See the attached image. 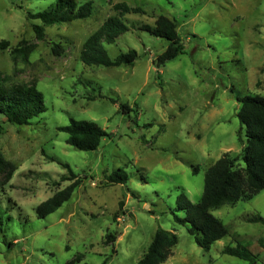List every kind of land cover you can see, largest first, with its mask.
<instances>
[{"label":"rangeland","instance_id":"obj_1","mask_svg":"<svg viewBox=\"0 0 264 264\" xmlns=\"http://www.w3.org/2000/svg\"><path fill=\"white\" fill-rule=\"evenodd\" d=\"M74 1L89 2L91 15L43 26L40 38L33 26L41 22L27 14L57 0H0V86L33 85L45 106L26 126L0 117V158L13 166L0 172V264H136L158 229L177 237L162 264H250L222 254L237 242L256 256L252 264H264V224L249 221L264 218V191L211 212L228 235L208 251L173 220L184 217L179 196L196 204L206 170L223 154L239 159L246 143L237 98L264 97V0ZM117 4L140 12L121 15ZM160 15L175 21L182 53L157 68L168 41L141 28ZM110 17L126 30L103 43L108 57L134 50L136 60L84 65V42ZM70 119L106 133L96 150L66 143L58 128ZM119 169L127 182L108 183ZM73 183L69 200L36 217Z\"/></svg>","mask_w":264,"mask_h":264},{"label":"trees","instance_id":"obj_2","mask_svg":"<svg viewBox=\"0 0 264 264\" xmlns=\"http://www.w3.org/2000/svg\"><path fill=\"white\" fill-rule=\"evenodd\" d=\"M114 8L119 10L121 15L140 12L139 8H130L126 4H117ZM91 12L92 8L89 2L77 6L74 0H57L54 7L35 14L28 13L27 17L41 22L42 26H33L34 32L41 38L43 26L86 19L91 15ZM176 29L175 21L163 15L155 19L153 26L144 25L141 28L154 37L168 41L164 52L153 61L157 68L182 53V45ZM125 30L126 27L119 19L108 18L84 42L79 60L86 66H132L137 58L134 50L121 53L111 60L103 47L104 42L114 43ZM110 100L115 103V100ZM237 101L240 104L237 118L244 128L246 137V143L241 150L239 159L227 153L223 154L206 170L199 201L192 204L182 193L179 196L182 206H178L177 209L184 211V217L179 218L173 214L174 222L187 226V231L193 236L196 245L204 251H208L212 244L228 235L226 227L211 212L224 205L233 206L240 200L249 201L259 192L264 191V97L244 96L237 98ZM120 108L122 112L130 111L126 105H121ZM44 111L43 96L35 86H0V117H3L9 124L29 125L33 118ZM58 130L66 133V143L79 151L96 150L101 140L106 136V133L96 123L84 120L70 119L67 126L59 127ZM238 161L242 162V166L238 165ZM59 164L73 174L67 164ZM6 167L10 171L13 170L10 163L0 158V172ZM10 175L9 172L8 176ZM127 180V175L121 169L112 172L107 177L108 183L111 184H125ZM77 185L78 183H73L63 192L39 205L35 210L36 217L45 218L55 212L70 199L71 193ZM118 206L121 209L123 201H120ZM118 217V213H115L113 220L115 221ZM249 221L264 224V218L260 216L251 217ZM112 240L114 237L107 235L105 244L111 243ZM176 244L177 237L174 233L158 229L136 264H162L172 255V248ZM222 254L247 261L250 264L256 258L248 247L243 246L240 242H237L235 247L225 246L222 249Z\"/></svg>","mask_w":264,"mask_h":264}]
</instances>
